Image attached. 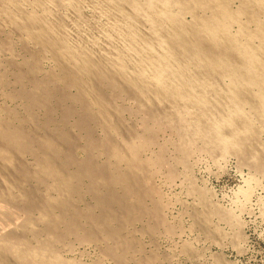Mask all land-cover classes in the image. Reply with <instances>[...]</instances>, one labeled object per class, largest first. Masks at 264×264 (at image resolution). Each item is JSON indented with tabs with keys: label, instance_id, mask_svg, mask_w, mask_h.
<instances>
[{
	"label": "bare ground",
	"instance_id": "1",
	"mask_svg": "<svg viewBox=\"0 0 264 264\" xmlns=\"http://www.w3.org/2000/svg\"><path fill=\"white\" fill-rule=\"evenodd\" d=\"M263 12L264 0H0V55L18 87L3 95L24 104L0 105V264H81L60 255L73 241L113 264H163L132 228L174 231L158 170L171 179L199 143L264 175ZM199 196L193 219L209 233L218 212Z\"/></svg>",
	"mask_w": 264,
	"mask_h": 264
},
{
	"label": "rangeland",
	"instance_id": "2",
	"mask_svg": "<svg viewBox=\"0 0 264 264\" xmlns=\"http://www.w3.org/2000/svg\"><path fill=\"white\" fill-rule=\"evenodd\" d=\"M262 18L264 20V12L262 13ZM243 21H246V19ZM249 27L250 30H254L255 28L253 24H250ZM237 29V26H233L232 30L233 32H236ZM0 32L1 43V39L3 37L2 28H0ZM16 42L17 41L15 40L14 47H18H15L14 55L16 56V60H21L22 52L20 51L19 43ZM254 44L258 45L259 43L255 40ZM4 53L5 52L1 54L2 56L0 55V66H2L0 67V80L5 79L4 82H6V84L0 81V88H3L2 91L0 89V92L2 93L0 94V102L2 103H0V105H3V108L6 107L9 109H13L14 107V111L18 113L21 112L20 115H23L24 113L22 111L24 109V104L22 101H9L10 99L4 97L7 92L10 93L11 91L13 92L18 89L15 85V81H13L15 69L8 65L10 55L9 53ZM19 56L21 58H19ZM44 65L46 66L44 67L48 69L49 63L44 62ZM25 82L26 86L30 84V81H24V86ZM3 90L5 91L4 93ZM126 104L127 106L128 104L132 106L133 101L131 102L128 100L126 101ZM11 106L12 108H10ZM39 114L41 113L39 112ZM128 117L129 115L127 114L125 120L127 121L128 119V123L131 124L133 121L132 124L137 125V117L134 115H130V119ZM260 124L262 128H264V121ZM161 133V135H158L159 139L157 138V141L159 140V144L165 140L168 141V145L167 147L165 146V148L169 150L166 149L165 157L167 159V153L170 155L167 160V162H169L171 156L176 158V151H174L175 147L172 145L174 144L172 143V140L176 141V138L169 131H166V133L163 131ZM169 141H171V144ZM156 146L157 145H154V148L151 147L150 149L157 151L158 147ZM76 150L74 152L75 157L77 159H84L83 157H85V152L81 148ZM155 151L152 152L155 153ZM149 153L150 150L146 153V155L148 156ZM234 156L235 155L231 153H227V155H225L210 150L206 151V149L198 143L194 146L192 154L186 159L184 165H177L174 163L175 167H173V169H177L174 171L175 175L171 179L167 178L168 170L165 168L158 170L159 172L157 175L155 174L152 176V184L157 188L160 195L162 194L161 196L163 201L161 202L163 206L165 207L167 205V208H163L161 214L165 217V222L169 224V228L172 227L170 230L174 231H172L170 235L168 234L170 232H164L166 229L164 230V228L162 229V227H159L158 229L156 228L157 231L154 233H148L150 235L149 237V235L143 231L146 227L145 225L147 224V222L144 221L146 218L137 222L138 224L135 223L132 227L135 231L133 229L132 230L133 232H136L137 230L140 232H136V235L135 233L134 235L136 237L135 239L139 238L138 241L142 243L141 245H144L143 248L145 247V253L148 254L150 251H156L158 256H161H159V258L162 260L163 264H264V175L258 173L250 165L242 163L238 156ZM172 160L174 159L171 158L169 163L172 162L173 164L174 161ZM166 171L167 173H165ZM27 182L21 185L23 186L22 188L25 190L33 189V185L35 184L34 181L29 179ZM4 183L5 179H3V188ZM195 190H197V192ZM245 190L248 192L251 191L248 194L249 197L244 195L243 192ZM199 193H203L207 203L211 204H209L210 208H215L214 210H217L218 212L216 215H211L212 217L210 216L209 218V233H207V231L205 232V230L199 225H196L193 219L195 211L203 210V206L201 205L202 203L199 201L201 200ZM141 221L143 223H141ZM140 225L142 226V229ZM143 226L145 227L143 228ZM143 232L146 234H143ZM70 240L72 239H69V241ZM73 243L74 247L71 244V248H67V251L70 253L72 252L71 254L67 252L66 249L62 248L60 250V255L63 254V258L68 259L69 257L70 260L71 257V261L73 260L74 262L81 264H95L96 262V264H113L112 259H109L108 257L105 258V256H99L100 254L102 255L100 252L102 248L97 245L98 243L89 242L90 244H88L87 242H78V244L75 241H73ZM80 244L83 245L81 246ZM185 247L190 248L191 254L184 250ZM165 257L167 258L166 261ZM98 259L101 260L99 261Z\"/></svg>",
	"mask_w": 264,
	"mask_h": 264
}]
</instances>
